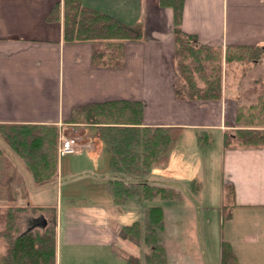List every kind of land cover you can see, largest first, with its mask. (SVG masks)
Segmentation results:
<instances>
[{
  "label": "crops",
  "instance_id": "obj_1",
  "mask_svg": "<svg viewBox=\"0 0 264 264\" xmlns=\"http://www.w3.org/2000/svg\"><path fill=\"white\" fill-rule=\"evenodd\" d=\"M82 2L125 23L140 26L143 37L122 42L120 63L113 61V57L95 60V50L106 47L107 52L111 50L109 45L88 40L65 41L63 0H0V123H53L60 127L71 124V112L77 104L136 99L144 103V124L181 127L179 137L163 167L153 166L145 172H126L115 170L110 164L108 171L104 169L107 171L104 177L110 179L112 187L106 190L97 180L99 187L95 186V193L98 197L94 199L78 201L75 195H68L66 203L62 204L59 194L54 204L41 199L49 192L50 181L24 184L20 175L13 174L10 184L0 185V208L37 207L42 216L45 210L55 209V264H62L63 256L65 264H126V257L134 254L127 252L120 243L124 240L120 230L126 225L120 218L127 196L115 195V181H122L123 189L127 185L131 187L129 180L133 175L149 176L153 173L156 176L153 182L148 180L146 183L172 188L176 192L173 197L161 196L163 199H183L185 209L193 208L201 194L210 192L212 186L204 183L200 190L194 182L190 191L179 189L174 161L184 159L179 155L183 150L180 148L183 137L193 140L200 152L207 153L211 147L209 130H219L220 145L214 153L216 161L220 160L219 180L218 188H215L222 193L229 188L233 208L264 212V146L240 143L226 146L224 143L225 131L237 127L239 84L232 87L233 82L227 84L224 79L220 99H189L177 95L173 7L161 0ZM57 3L61 4L60 19H48ZM181 28L196 35L200 43L215 47L264 45V0H184ZM242 78L239 77L237 82ZM108 149L111 162L109 146ZM93 150L97 158L100 149L94 145ZM4 157L3 160L12 159L13 154H5ZM117 172L123 173V177ZM134 190L137 191L136 188ZM37 194L40 199L31 201ZM157 206L163 208L166 230L165 207ZM204 206L209 205L205 203ZM113 208L118 215L117 221H114ZM39 216L34 214L24 225L16 222L18 231L13 234L37 228ZM46 225L47 219L43 217L41 227ZM176 237L185 241L180 234ZM182 244H176L177 248L173 244L174 256H171L167 244H163L166 264H183ZM234 251L238 264H241L238 252ZM176 256L177 259L173 260ZM200 263L222 264V250L212 261L196 260L194 256L192 264Z\"/></svg>",
  "mask_w": 264,
  "mask_h": 264
},
{
  "label": "trees",
  "instance_id": "obj_2",
  "mask_svg": "<svg viewBox=\"0 0 264 264\" xmlns=\"http://www.w3.org/2000/svg\"><path fill=\"white\" fill-rule=\"evenodd\" d=\"M174 9V33L176 40L175 57L178 58L177 71L185 80V89L177 88L179 97L189 99H220L223 93L221 60L214 61L217 47L202 44L194 34L184 32L181 28V16L184 0H161ZM64 40L67 42L92 41L106 42L109 46L123 48L124 40H139L143 37L140 26L123 22L117 17L85 5L82 0H63ZM61 4L51 9L48 19H60ZM225 59L243 60L246 54L256 61L264 55V45H228ZM233 49V50H232ZM238 50V55L235 54ZM105 51L95 50L94 59H102ZM190 59V62L187 60ZM210 63V65H209ZM211 66V67H210ZM210 67V68H209ZM210 69V74L207 70ZM198 71L205 82L204 88L198 86L194 73ZM242 99L241 95L239 97ZM262 111H264V93L261 94ZM241 101V100H240ZM252 108V105L250 106ZM241 108L237 114V127L225 131L226 146L240 143L247 146H264V125H254L252 121L242 123ZM144 103L136 99H107L77 104L71 112V123H83L100 127L104 141L111 151V167L126 172H145L147 169L166 165L170 152L179 137L181 127L152 126L143 122ZM0 133L26 162L36 182H43L54 177L58 172V138L59 126L53 123H0ZM44 156L41 160L39 149ZM0 153L1 150H0ZM115 195L129 196L135 193L131 187H124L122 181H115ZM146 198L173 197L172 188L143 184ZM36 209L37 207H33ZM24 207H10L9 218L0 237L8 243L7 251L2 256L1 264H55L56 233L55 225H46L43 232L32 230L22 234H13L16 229V211ZM53 210V209H50ZM149 220L145 241L153 246L146 255L148 264H165L166 249L161 244L160 231L165 229L164 212L161 206L147 208ZM14 227V228H13ZM124 238L139 242L141 239V222L133 221L120 230ZM222 264H238L237 255L231 243L223 240ZM126 264H141L138 255L126 257Z\"/></svg>",
  "mask_w": 264,
  "mask_h": 264
},
{
  "label": "rangeland",
  "instance_id": "obj_3",
  "mask_svg": "<svg viewBox=\"0 0 264 264\" xmlns=\"http://www.w3.org/2000/svg\"><path fill=\"white\" fill-rule=\"evenodd\" d=\"M108 47L111 50L108 49L107 52L106 47H104V49H98L106 52L104 55L106 57H103V60H105V58H107L106 60H110L111 57H113V61L120 63L122 51L115 47ZM215 52L217 53L216 59L211 61V63L219 61V59L221 60L222 83L224 79H226L227 84L233 82V85H231L232 87H234V85L236 86V84L240 86L241 91L237 99L239 100V105L242 106V123L247 124L249 121H252L254 125H264V111L261 109V94L264 93V55L259 60L256 59V61H252L250 59L251 54L247 53L243 60L235 59L227 61L225 59V48L217 47ZM238 52V50H235L236 55H238ZM176 61L178 64V58ZM187 62H190V59L187 60ZM207 72L210 74V69H208ZM194 76L198 86L204 88L205 82L202 79L201 73L196 71ZM241 76L243 78L237 82V79ZM177 88L185 89V80L179 72ZM240 95L242 99L239 98ZM251 105L252 108L250 107ZM209 131L211 147H208V154L200 152L197 144L196 146L195 142L193 144V140L191 141L189 138L183 137L180 144V148H183V150L180 149L181 152H179V155L184 159L180 160V162L177 160L174 161L175 173L178 175L177 183L179 189H187V191H190L192 190L194 182L198 187L200 186V190L204 183L206 186H212L210 192L201 194V198L198 199L199 202L194 203L193 208L185 209L182 206L183 199L180 201L163 199L160 195L153 199L146 198L143 195L142 186L144 183L148 182V180L153 182V178L156 177L153 176V173H150L149 176L146 174H140V176L133 175V178L129 180V186L133 189L136 188L137 190L139 186L141 187L140 190L135 191L134 194L127 197V202L123 204L124 213L120 220L124 224H131L133 221L139 220L141 222V239L139 242H136L133 239L130 240L123 237L124 240L120 241V243L123 244L127 252L139 255L142 264H148L146 255L150 254L153 249V246L145 241V235L148 232L147 222L149 220L147 208L153 205H162L166 210V230L160 231L161 244L163 245L166 243L171 256H174L176 253L172 252L173 244L175 248H177L176 244L183 243V264H192L194 256L196 260L199 259L203 261L204 259L212 261L215 256H219L223 240L231 243L233 248L238 252L241 264H264V212L239 207L233 208L231 206L233 200L229 188H225L223 193L221 190L218 191V189H216L218 188L217 181L219 180L218 168L220 160L218 158V161H216L214 153L220 145V131ZM98 132L100 133L98 134ZM60 136L77 138L79 140V148L72 153L60 154ZM94 145L100 149L97 158L93 150ZM0 150L2 152L0 153V185L10 184V178L13 177V174L15 176L20 175L24 184L27 182L30 184H32L33 181L36 182L25 160L12 149L11 144L4 139L1 133ZM5 154H13L14 160L9 157L3 160L2 157H4ZM39 154L42 160L44 154L41 148L39 149ZM57 155L59 170L54 177L46 180L47 182L50 181L51 185L49 186L47 195L43 194L44 197L41 198L42 200H48L55 204L59 194L61 195L62 204L66 203V196L68 195H75L74 197H76L78 201H81L83 198H97L98 194L95 193V186L98 185L99 187V183L96 184L97 180L101 181L100 185L104 186L106 190L107 188L109 190L111 189L110 179L104 177V175H106L105 173L110 168V152L101 134V130L98 129L97 126L82 123H71L60 126ZM203 155L206 162H204L205 159L202 160ZM177 158L179 159L178 156ZM157 166L163 167V165ZM104 169H107V171H104ZM117 174L118 176H122L123 173L117 172ZM32 198L31 201L40 199L39 194H37L35 198ZM124 198L125 197L122 199ZM23 200L26 201L25 199ZM205 203H208L209 206L205 207ZM18 207L15 206L13 208ZM24 208L23 210L17 209L16 222L24 225L28 218L30 219L34 214H38L41 219L38 220L39 226L34 228V231H44L45 227H41L43 217L47 219V225H55V209L49 211L45 210L42 216L40 214L41 211L33 207L26 206ZM114 208L116 209V207ZM114 208L112 211L115 217L114 221H117L118 215ZM8 209L9 208L6 207L0 208L1 228L4 227L6 221L10 217ZM123 209L121 211H123ZM178 234L183 236L185 241L177 239L176 236ZM163 236L165 238L164 241ZM0 238H2L0 239L1 264L2 255L7 251L8 243L3 236ZM175 259H177V256L173 258V260ZM61 260L62 264H65L63 261L64 256ZM105 263H107L106 260Z\"/></svg>",
  "mask_w": 264,
  "mask_h": 264
},
{
  "label": "built area",
  "instance_id": "obj_4",
  "mask_svg": "<svg viewBox=\"0 0 264 264\" xmlns=\"http://www.w3.org/2000/svg\"><path fill=\"white\" fill-rule=\"evenodd\" d=\"M61 142L59 147L60 154L72 153L79 148L78 139L75 137L60 136Z\"/></svg>",
  "mask_w": 264,
  "mask_h": 264
}]
</instances>
